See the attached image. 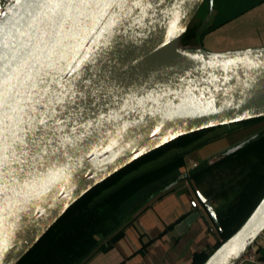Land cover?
Returning <instances> with one entry per match:
<instances>
[{
    "label": "water",
    "instance_id": "95a60500",
    "mask_svg": "<svg viewBox=\"0 0 264 264\" xmlns=\"http://www.w3.org/2000/svg\"><path fill=\"white\" fill-rule=\"evenodd\" d=\"M205 1L108 0L73 7L60 20L54 6L0 0V120L21 135L43 128L51 141L31 176L0 174V264H17L82 196L149 152L195 131L264 117V45L179 47ZM177 28L185 53L144 63ZM191 181L220 227L217 202ZM263 230L264 196L202 264H237Z\"/></svg>",
    "mask_w": 264,
    "mask_h": 264
},
{
    "label": "trees",
    "instance_id": "16d2710c",
    "mask_svg": "<svg viewBox=\"0 0 264 264\" xmlns=\"http://www.w3.org/2000/svg\"><path fill=\"white\" fill-rule=\"evenodd\" d=\"M188 31L191 35L190 28ZM187 36L188 32L183 41L186 42ZM260 119L263 117L245 122ZM211 129L183 135L133 161L93 187L57 220L17 264H41L39 262L43 260L45 252L64 239L70 240L72 246L65 264H84L95 251L107 249L108 246L100 243L99 238H117L129 223L130 208L133 211L139 208V204L161 188V184L176 180V172L184 165V155H176L161 166L119 185L92 204L94 198L142 163L170 148L190 145ZM190 178L208 198L223 200L224 203L230 200V211L234 209L237 212L231 213L229 218L243 213L235 229H224V239L228 238L264 196V130L256 133L253 139L236 151L191 173ZM221 243L216 241L210 250L197 254L192 264H202Z\"/></svg>",
    "mask_w": 264,
    "mask_h": 264
},
{
    "label": "crops",
    "instance_id": "0c3cea01",
    "mask_svg": "<svg viewBox=\"0 0 264 264\" xmlns=\"http://www.w3.org/2000/svg\"><path fill=\"white\" fill-rule=\"evenodd\" d=\"M254 45H262V43H252L247 47ZM262 121L261 127L259 126L254 130L264 128ZM241 130L244 132L242 134L247 132L243 128ZM232 131V125L229 127H213L195 142L187 145L189 147L176 146L170 148L158 157L148 160L138 168L131 170L117 183L97 195L91 202L92 204L119 185L161 166L177 154L184 153V165L179 170L184 171L187 175L177 181L168 182L164 187L161 186L144 202L142 201L139 208L134 211L130 208L132 212L128 216L129 223L124 227L121 234L114 240H109L108 237L99 238L100 243L108 246L107 249L95 251L84 264H192L197 254L210 250L216 243L218 236L211 226L209 213L200 201L190 175L200 169L198 167L203 164V160L209 157L211 153L216 151V155H218L235 142L223 143L214 149H210L211 145H207L203 148L206 151H202L201 154L199 153L200 155L195 154L196 156H194L193 150L200 144L214 140L217 137H227ZM242 136H238L235 139L236 142L241 140ZM224 140L222 139V141ZM189 158L195 159L200 164L195 168H188V162L186 161ZM191 163L190 161L189 164ZM215 201L217 202V211H219L218 206L224 205V202L223 200ZM196 211H200L201 215L184 232L179 233L176 230L177 224ZM71 250L70 240H60L58 245H54L49 251L45 252L43 260L39 263L65 264L71 255Z\"/></svg>",
    "mask_w": 264,
    "mask_h": 264
},
{
    "label": "rangeland",
    "instance_id": "374dc122",
    "mask_svg": "<svg viewBox=\"0 0 264 264\" xmlns=\"http://www.w3.org/2000/svg\"><path fill=\"white\" fill-rule=\"evenodd\" d=\"M211 7L212 9L210 10ZM263 24L264 0H213V5L211 0H206L189 23L187 31L178 38V45L179 47L189 48L205 47L212 51L245 48L252 43H262L264 45ZM189 28L191 35H189ZM187 32L188 36L185 42L183 39ZM262 122L264 123V120ZM259 126L261 127V125ZM261 130H264V128L257 131L252 128L248 129L245 134H242L243 136L240 139L243 141L249 138L252 139ZM233 139L231 138L227 142ZM216 146L210 149H214ZM197 151V148L193 150L194 156L201 153ZM214 152L204 159L203 163L214 159L216 151ZM166 185L167 183L161 184L163 187ZM230 199H232V196H230ZM229 203L230 200L223 203L224 205L218 206L219 211L217 213L221 224L220 227L216 225L211 215H208L211 226L218 236L217 241H224V229L228 231L235 229L243 216L242 213V215L238 214L229 218L231 213L237 212L234 209L230 211Z\"/></svg>",
    "mask_w": 264,
    "mask_h": 264
},
{
    "label": "snow or ice",
    "instance_id": "6c2138e0",
    "mask_svg": "<svg viewBox=\"0 0 264 264\" xmlns=\"http://www.w3.org/2000/svg\"><path fill=\"white\" fill-rule=\"evenodd\" d=\"M107 2L108 0H31L28 6L34 10L42 9L46 6H54L55 10L59 13V19L62 20L65 13L71 11L73 7L78 8L81 5L92 4L99 5L100 3ZM4 103H7V101H4ZM2 106L3 104H0V107ZM38 124L44 125L45 122L40 120ZM21 131L24 135L19 134L12 125L5 124L4 121L0 120V174L11 176L15 173L24 178L25 176L32 175L30 169L34 167L33 161L43 167V153L51 143L50 140L44 139L46 132L43 128L32 127ZM12 165H16V167L13 168ZM25 166L29 169L28 171H26Z\"/></svg>",
    "mask_w": 264,
    "mask_h": 264
},
{
    "label": "flooded vegetation",
    "instance_id": "af4514ba",
    "mask_svg": "<svg viewBox=\"0 0 264 264\" xmlns=\"http://www.w3.org/2000/svg\"><path fill=\"white\" fill-rule=\"evenodd\" d=\"M263 119H260V120H258V121H241V122H237V123H233V124H231L232 125V127H234V128H232V133L229 135V136H227V137H225V136H221L220 138L219 137H217V138H215L214 140H211V141H208V142H204V143H202V144H200L199 146H197L196 148L198 149V151L197 152H204V150L206 151V149H203V148H205V146H207V145H211L209 148H212V147H214V144L215 145H217V146H219V145H221V144H223V143H225V142H227V140H229V139H231V138H234L232 141H234L233 143V145H230L228 148H226L225 150H223V151H221L220 152V154L221 153H223V152H225V151H228V150H230L231 148H233L234 146H236V145H238L239 144V142H242L241 140H239V141H237L236 142V138H238V136H241L242 135V133H244L243 132V130H241L242 128L243 129H245L246 131L249 129H255V128H257V127H259V125L261 124V121H262ZM238 129H240V130H238ZM259 130V129H258ZM245 131V132H246ZM222 139H225L224 141H222ZM251 139L249 138V139H247V141L245 142V143H247L248 141H250ZM231 141V140H230ZM231 141V142H232ZM217 142V143H216ZM228 143V142H227ZM232 153V152H231ZM180 154H183L184 155V153H180ZM180 154H177V155H180ZM201 154V153H200ZM230 154V153H229ZM217 156V155H216ZM225 156V155H224ZM223 158V157H222ZM220 160V159H219ZM218 161V160H217ZM209 164V161L208 162H205V163H203L202 165H200L198 168H202V167H204V166H206V165H208ZM183 166V165H182ZM181 166V167H182ZM180 167V168H181ZM181 174H182V171H178V172H176V180L175 181H177L178 179H179V176H181ZM185 174V176L187 175L186 173H184ZM184 176V177H185Z\"/></svg>",
    "mask_w": 264,
    "mask_h": 264
},
{
    "label": "bare ground",
    "instance_id": "6f19581e",
    "mask_svg": "<svg viewBox=\"0 0 264 264\" xmlns=\"http://www.w3.org/2000/svg\"><path fill=\"white\" fill-rule=\"evenodd\" d=\"M183 25L180 26V28ZM180 28H177L170 32L154 49V51L146 57L144 63H154L157 61H164L174 59L183 55V52L177 45V37L179 35Z\"/></svg>",
    "mask_w": 264,
    "mask_h": 264
},
{
    "label": "built area",
    "instance_id": "2783aa9c",
    "mask_svg": "<svg viewBox=\"0 0 264 264\" xmlns=\"http://www.w3.org/2000/svg\"><path fill=\"white\" fill-rule=\"evenodd\" d=\"M264 230L245 251L237 264H264Z\"/></svg>",
    "mask_w": 264,
    "mask_h": 264
}]
</instances>
